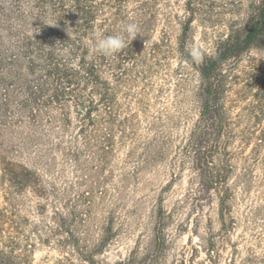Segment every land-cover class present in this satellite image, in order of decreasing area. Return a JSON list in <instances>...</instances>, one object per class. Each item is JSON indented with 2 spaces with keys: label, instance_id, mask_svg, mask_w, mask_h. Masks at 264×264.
<instances>
[{
  "label": "rangeland",
  "instance_id": "rangeland-1",
  "mask_svg": "<svg viewBox=\"0 0 264 264\" xmlns=\"http://www.w3.org/2000/svg\"><path fill=\"white\" fill-rule=\"evenodd\" d=\"M192 1L199 2L188 46L214 53L238 13L245 15L247 1ZM154 2L153 36L146 60L128 64L136 80L123 86L126 131L116 134L109 162L81 168L57 153L56 166L40 170L49 197L29 187L13 207L0 169V209H15L2 228L31 243L23 249L35 264H264V47L228 68L232 124L223 190L230 208L222 217L219 195L200 190L191 159L200 80L179 50L187 0ZM92 183L94 196L80 201ZM76 204L83 214L71 213ZM160 205L166 213L158 223Z\"/></svg>",
  "mask_w": 264,
  "mask_h": 264
},
{
  "label": "trees",
  "instance_id": "trees-1",
  "mask_svg": "<svg viewBox=\"0 0 264 264\" xmlns=\"http://www.w3.org/2000/svg\"><path fill=\"white\" fill-rule=\"evenodd\" d=\"M133 1L136 5L129 13ZM246 1L245 15L238 13L226 37L217 42L214 53H204L202 63H192L188 55V33L196 16L193 4L199 1L187 0L188 15L178 38L181 59L200 80V116L192 133L191 159L200 190L219 195L222 217L230 208L229 193L223 190L230 168L227 144L232 124L225 104L231 81L228 68L248 51L264 47V0ZM154 3L0 0V169L10 185V206L29 187L49 197L40 170L55 167L57 153L81 168L89 162L98 167L109 162L116 134L126 131L123 86L136 80L128 64L146 60ZM132 22L139 25L140 35L124 52L112 57L94 52V33L120 34ZM68 132H73L69 142L64 139ZM85 154L91 159H84ZM94 189L92 183L79 200L87 202ZM8 208L0 209V264H35L26 252L31 243H23L18 230L6 233L2 228L3 218L15 210ZM71 208L73 215L85 212L77 204ZM165 213L160 205L158 223Z\"/></svg>",
  "mask_w": 264,
  "mask_h": 264
},
{
  "label": "clouds",
  "instance_id": "clouds-1",
  "mask_svg": "<svg viewBox=\"0 0 264 264\" xmlns=\"http://www.w3.org/2000/svg\"><path fill=\"white\" fill-rule=\"evenodd\" d=\"M138 34L140 35V28L134 22L126 24L120 34L101 36L94 33L93 50L105 57H112L124 52ZM188 55L194 64L203 62L204 52L198 45H193L188 49Z\"/></svg>",
  "mask_w": 264,
  "mask_h": 264
}]
</instances>
